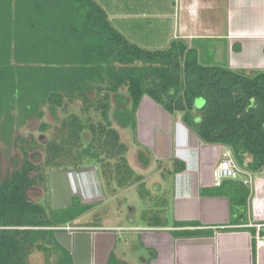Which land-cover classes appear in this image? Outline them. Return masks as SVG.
<instances>
[{
    "label": "trees",
    "instance_id": "1",
    "mask_svg": "<svg viewBox=\"0 0 264 264\" xmlns=\"http://www.w3.org/2000/svg\"><path fill=\"white\" fill-rule=\"evenodd\" d=\"M145 96L180 114L205 144L224 146L240 169L264 176V71L203 65L198 50L183 39L165 49L142 47L113 25L96 0H0V144L21 155L20 165L0 177V264H31L37 251L45 264H72L54 234L95 205L74 196L69 207L54 208L48 171L96 167L109 194L143 186L113 120L136 137ZM78 102V111H71ZM59 111L65 116L58 117ZM47 112L56 124L44 122ZM32 118L51 134L43 147L32 135H16ZM36 152L44 154L42 164L33 162ZM183 170L177 162L174 172ZM34 188L45 192L38 202L28 196ZM203 193L230 200L232 225L250 224L253 191L242 179ZM259 224V232L249 229L264 238V222ZM211 233L196 223L174 226L179 237Z\"/></svg>",
    "mask_w": 264,
    "mask_h": 264
},
{
    "label": "crops",
    "instance_id": "2",
    "mask_svg": "<svg viewBox=\"0 0 264 264\" xmlns=\"http://www.w3.org/2000/svg\"><path fill=\"white\" fill-rule=\"evenodd\" d=\"M102 6L111 20L107 8ZM115 11L117 26L111 22L121 33L128 31L129 34L124 35L129 40L130 28L137 19H153L165 24L168 21L165 47L173 39H183L200 55L201 41L215 40L220 51L214 48L213 52H217V57L223 53L224 57L214 65L232 70L264 71V0H117ZM126 11L129 18H119L118 15ZM159 118L165 126L162 127L171 130L163 144L156 138ZM135 138L136 151L147 163L140 158L137 168L130 160L129 164L134 171L139 170L143 185H153L162 197L155 206L149 204L135 213L131 210L125 222H121L119 216L117 225L71 223L56 229L54 238L72 264H264V244L258 245V234L249 229L251 224L264 221L258 218V214L263 215L262 208L258 210L255 204L257 184L264 189V179L256 178L255 197L253 189V220L248 211L249 225H232L230 200L203 193L217 188L213 185L212 170L226 149L224 146L205 144L181 118L171 115L148 96L143 98L137 112ZM177 162L183 163L185 170L174 172ZM152 168L155 174L151 181L145 173ZM54 172L58 173L50 178L54 208L69 207L74 196L79 197L83 205L103 200L100 199L103 193L98 170ZM60 181L66 184V195H61L57 189ZM140 185L122 191L136 190ZM261 200L264 201V197ZM154 208L158 211L164 208L169 213L166 217L149 219L150 215L146 214L152 215ZM120 213L122 210L118 209L117 214ZM158 219L162 224L155 226ZM243 219L242 215L239 220ZM177 222L196 223L200 229L212 233L179 237L174 235Z\"/></svg>",
    "mask_w": 264,
    "mask_h": 264
},
{
    "label": "rangeland",
    "instance_id": "3",
    "mask_svg": "<svg viewBox=\"0 0 264 264\" xmlns=\"http://www.w3.org/2000/svg\"><path fill=\"white\" fill-rule=\"evenodd\" d=\"M101 6L104 5L109 14H110V18L112 20V22L117 26V12L115 10H117V0H96ZM125 5H128V2H125ZM103 7V6H102ZM104 8V7H103ZM105 9V8H104ZM128 9V7L126 8ZM126 11L125 13H120L118 16L119 18H129V13ZM116 14V15H115ZM133 22V21H132ZM165 23L160 22L158 20H153L150 19L149 21L147 20H142V19H137L133 24H132V28H130L131 32H132V36H131V40L135 41L136 43L140 44V46L145 47V48H149V49H165L169 46V43L167 47H165V40H166V36L169 33L168 31V26L169 23L168 21H165ZM123 26H125L124 24H122ZM120 26V25H119ZM120 29V28H119ZM121 30V29H120ZM126 30V29H125ZM126 34H129L128 31H125ZM124 33V34H125ZM174 40V39H173ZM172 40V41H173ZM217 41L215 40H202L201 44L199 45V48L201 47V52H200V63L203 65H214V64H218L217 62L221 61L224 57L223 53L219 55V57H217V52L214 53V48L220 51V47H216L217 46ZM164 44V45H162ZM197 43L194 42V45H196ZM191 46V45H190ZM204 105V100L203 99H198L197 100V106L199 108H202ZM81 106V103L78 102L76 104L71 105L70 110L71 111H78V108ZM161 113H164L163 111ZM59 116H65V114L63 113V111H59L58 113V117ZM176 117H179V119L181 118V115H177ZM44 122L47 123H51V124H56V120L55 118L47 112L46 117L43 119ZM162 119H158V124L156 122V128H157V139L159 140V143L163 144V142H165V140L167 139V137H169L171 135V130L168 129H164V124L161 122ZM41 120H38L37 118H32V120H30L27 124V126L22 127L21 129H19L16 132V135L21 137V138H30V136H34L36 138V140L40 143V145L43 147L51 138V134L50 133H42L40 131V125H41ZM113 126L115 129H117L120 133L121 136V140L123 143H125L128 147L129 150L127 153V158L128 161L130 160L131 163H133V165L135 166V168L138 167L139 165V161H140V154L138 153V151H136L137 147H136V143H135V136L132 132V130L130 128H125V127H121L120 124L113 120ZM164 126V127H162ZM223 153V152H222ZM32 160L34 163L36 164H42L44 162V154H42L41 152H36L32 154ZM17 160V164H15L14 160ZM21 163V155L19 153V151H17V149L13 148V150H11L10 152H8L7 148L4 147L3 145L0 144V177L2 180H4L5 178H7L18 166V164L20 165ZM93 168V170L91 169ZM91 169V170H90ZM154 168H152L151 170H149V172H146L145 175H149L150 180L153 179V175L155 173L151 172ZM88 172L89 171H97L96 167H90L87 168ZM137 169H135L136 174L138 175L136 171ZM61 171V170H60ZM47 173H49V189H50V198H51V184H50V178L53 176L55 177L56 172L52 171H48ZM153 173V174H152ZM252 175V180L253 183L251 184V188L252 191L255 187L256 184V178H262L264 179V176L262 174H258V175ZM245 177H247V175H244ZM64 179V176H62ZM61 178V177H60ZM101 179V178H100ZM152 181V180H151ZM101 182V187H102V193H103V199L101 201H106V202H99L97 204H92L95 205V208L84 214L83 216H81L80 218L76 219L73 223H79L78 225H85L88 223H97V222H101L104 224H116L119 223L117 222V220L119 219V216L121 219H119L121 222H125V220H129V212L131 213L133 210L135 213V211H138L139 209H143L146 208L147 205L152 204L153 206H155V204H157L158 200L160 199L159 196V190H156L154 188L153 185H149L148 187L146 185H143L142 187H139L136 190H130L129 192L126 191H118V193H108L105 185L102 181V179L100 180ZM258 187V196L257 199L255 201V204L257 205V209L260 210L262 208L263 210V215H259L258 214V218H263L264 219V209H263V205H264V201L261 200V197H264V189L263 187H261V184H257ZM60 186V188H59ZM58 191L61 192V195H66V184L62 183V181H60V184H58ZM62 191H61V190ZM64 192V193H63ZM122 192V193H121ZM121 193V194H120ZM119 195V196H118ZM29 199L33 202H38L39 200H41L42 198H44L45 196V192L43 191V189L41 188H34L32 189L29 194ZM118 196V198H117ZM149 196L148 198L145 197ZM254 197H255V189H254ZM253 197V198H254ZM105 198V200H104ZM253 198L250 199V208L249 212H250V217L252 218L251 214H252V200ZM82 200V199H81ZM52 203V201H51ZM85 205H87L88 203H84ZM118 209L122 210V213L117 214ZM160 211L156 210V208H154L152 215L146 214V216H149V219H156L157 217H166L167 214L169 213L168 211H165L164 208L159 209ZM118 218V219H117ZM250 218V219H251ZM253 220V218L251 219ZM264 222V221H263ZM72 223V224H73ZM60 229V228H58ZM57 229V230H58ZM30 263L31 264H45V255H43L42 252H35L31 255L30 257Z\"/></svg>",
    "mask_w": 264,
    "mask_h": 264
},
{
    "label": "built area",
    "instance_id": "4",
    "mask_svg": "<svg viewBox=\"0 0 264 264\" xmlns=\"http://www.w3.org/2000/svg\"><path fill=\"white\" fill-rule=\"evenodd\" d=\"M96 170H98L96 168ZM244 175H247L245 177ZM212 177L214 182V187H221L225 180H240L242 179L246 185L251 187L253 183L252 175L248 171H243L237 165L232 153L225 149L220 157V160L216 165H214L212 170ZM244 177V178H243ZM261 224H251L250 227H256L258 232L262 228ZM257 244L263 245L264 238L260 237L259 233L257 235Z\"/></svg>",
    "mask_w": 264,
    "mask_h": 264
},
{
    "label": "bare ground",
    "instance_id": "5",
    "mask_svg": "<svg viewBox=\"0 0 264 264\" xmlns=\"http://www.w3.org/2000/svg\"><path fill=\"white\" fill-rule=\"evenodd\" d=\"M143 114V113H142Z\"/></svg>",
    "mask_w": 264,
    "mask_h": 264
}]
</instances>
